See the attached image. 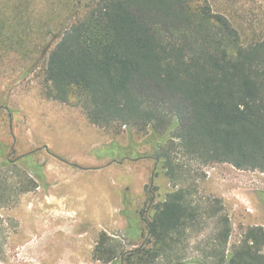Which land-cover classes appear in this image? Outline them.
I'll return each mask as SVG.
<instances>
[{"label": "trees", "instance_id": "trees-1", "mask_svg": "<svg viewBox=\"0 0 264 264\" xmlns=\"http://www.w3.org/2000/svg\"><path fill=\"white\" fill-rule=\"evenodd\" d=\"M37 12L18 0L13 19L1 20L0 41L16 51L37 48L36 42L28 45ZM45 34L53 42L46 48L44 95L76 103L95 125L150 131L152 154L172 180L185 176L183 166L173 164L174 151L204 165L231 163L264 172V37L245 40L211 0H85L64 17L58 32ZM35 185L26 175L20 191ZM7 191L9 185L0 186L4 200ZM206 204L211 213L220 209L217 199ZM209 212L201 215L183 187L168 192L155 205L144 245L122 250L103 232L95 259L189 264L178 248ZM224 223L207 255L211 263L264 264V227H250L241 245L226 254L231 227Z\"/></svg>", "mask_w": 264, "mask_h": 264}, {"label": "rangeland", "instance_id": "rangeland-1", "mask_svg": "<svg viewBox=\"0 0 264 264\" xmlns=\"http://www.w3.org/2000/svg\"><path fill=\"white\" fill-rule=\"evenodd\" d=\"M17 1L0 0V23L13 19ZM84 1L22 0L38 11L28 45L39 46L16 51L0 41V186L10 187L6 200L0 197V264H111L95 259L100 235L106 232L126 251L144 245L155 205L182 187L201 215L210 212L198 218L178 254L189 264H213L207 255L225 219L231 227L226 254L241 245L250 227H264V172L231 163L204 165L174 151L173 164L182 165L185 176L172 180L152 154L150 131L98 126L76 103L47 98L44 63L53 40L45 32H58ZM211 2L245 40L264 37V0ZM26 175L36 185L21 192ZM214 199L220 209L211 213L206 202Z\"/></svg>", "mask_w": 264, "mask_h": 264}, {"label": "water", "instance_id": "water-1", "mask_svg": "<svg viewBox=\"0 0 264 264\" xmlns=\"http://www.w3.org/2000/svg\"><path fill=\"white\" fill-rule=\"evenodd\" d=\"M5 108L8 109V107H5ZM1 109H2V107H1ZM10 118H11V122H12V119H13L12 114H10ZM11 128H12V124H11ZM45 148L47 149L48 147L46 146ZM15 152H16V150H15V148H13L12 154H15ZM116 162H118V161H116ZM119 163H122V161H119ZM149 226L151 228V224Z\"/></svg>", "mask_w": 264, "mask_h": 264}, {"label": "flooded vegetation", "instance_id": "flooded-vegetation-1", "mask_svg": "<svg viewBox=\"0 0 264 264\" xmlns=\"http://www.w3.org/2000/svg\"><path fill=\"white\" fill-rule=\"evenodd\" d=\"M5 107H6V106L2 107V109H3V108H4V109H6ZM6 110H9V108H8V109H6ZM10 114H11V113H10Z\"/></svg>", "mask_w": 264, "mask_h": 264}]
</instances>
